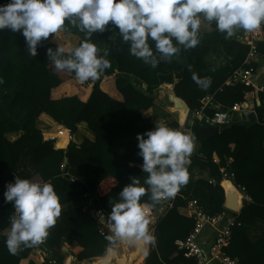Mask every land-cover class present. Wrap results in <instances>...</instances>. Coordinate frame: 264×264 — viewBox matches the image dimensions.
I'll list each match as a JSON object with an SVG mask.
<instances>
[{"label": "trees", "instance_id": "trees-1", "mask_svg": "<svg viewBox=\"0 0 264 264\" xmlns=\"http://www.w3.org/2000/svg\"><path fill=\"white\" fill-rule=\"evenodd\" d=\"M7 2L0 0V4ZM209 24L210 30H200V43L196 47L184 49L181 46L170 62H161L155 68L129 53L128 44L114 26L105 32L94 33L90 39L97 45L99 54L108 52L111 67L99 79L85 82H80L74 72L55 70L46 54V49L49 46L55 48L57 43L62 44L67 54L85 38L83 32L67 21L66 30L56 34L58 39L53 40L50 36L38 46L36 57L27 54L22 33L0 30V77L4 81L0 84V186L14 182L17 175L51 183L59 195L61 206L86 200V203L63 208L57 223L49 229L45 246L58 258L57 264L64 261L63 238L72 242L71 256L82 261L81 264H88L83 260L104 256L108 246L116 244L117 241L110 243L105 239L107 232H99L100 225L90 213L92 206L87 203L93 197L98 207L108 215L110 202L119 198V191L130 182V178L139 176L143 183L148 175L142 172L143 161L137 155L136 137L137 133H144L159 124L153 115H142L158 100V94H153L155 87L163 81L171 82L175 74L179 78L175 93L186 101L190 110L200 109L207 94H212L213 107L217 104L219 108L230 107L245 99L247 88L243 84L226 81L234 69L243 65L248 46L236 35L226 39L225 34L216 29L214 21ZM72 34L78 37L74 46L70 41L75 39ZM219 46L233 52L225 65L205 60L206 55L216 52ZM259 52L261 62H264V40L259 43ZM193 72L201 78L211 77V85L207 89L199 87L192 78ZM57 92L59 95L54 96L53 93ZM260 100H264V93H260ZM250 106L256 110L259 120L253 126H233L216 135L202 132L195 125L189 127L197 143L187 166L189 180L170 198L171 206L164 209L165 213L153 230L155 245L149 244L148 255L141 264H196L175 244L177 239L185 238L194 226L185 197L195 184L203 187L210 195L208 212L216 213L223 209L224 191L219 184H211L208 179L194 181L191 174L195 167L208 168L209 177L217 181L219 170L224 167L233 172L239 184L246 187L251 200L244 203L236 216L241 224L232 227L224 250L227 255L236 258L237 264H264V236L255 241L247 236L248 229L256 221L264 223V124L262 108ZM214 109L207 107L204 111L211 114ZM41 114H46L56 123L54 143L44 141L41 129L35 125ZM82 121L95 138L84 137L76 143L67 137L75 134L77 124ZM162 123L188 133L170 114ZM57 129L62 131L59 137ZM10 131H21L22 134L11 141L5 136ZM45 135L49 137L51 133L46 132ZM61 141H64L62 146L59 145ZM23 152L28 154L34 172L17 169ZM214 155L218 157L217 162L213 159ZM141 200L151 204L148 195ZM163 204L165 200L150 210L155 212ZM180 208L186 213L180 212ZM13 211L12 202H5L2 195L0 235L4 228L11 227ZM6 238L0 240V264H20L21 259L26 258L36 246L23 247L13 255L7 249ZM38 248L42 247L36 246ZM27 264L37 263L30 259ZM39 264L50 263L45 260Z\"/></svg>", "mask_w": 264, "mask_h": 264}, {"label": "clouds", "instance_id": "clouds-1", "mask_svg": "<svg viewBox=\"0 0 264 264\" xmlns=\"http://www.w3.org/2000/svg\"><path fill=\"white\" fill-rule=\"evenodd\" d=\"M65 21L83 32L85 38L79 46L69 49L67 54L61 43H57L55 48L49 46L46 54L55 70L74 72L80 82H85L99 79L111 67L108 52L99 54L97 45L91 41L94 33L105 32L114 26L128 44L129 53L155 68L161 62H170L181 46L184 49L196 47L200 43L202 21H214L216 29L224 33L226 39L234 36L238 29L248 32L258 29L264 23V0H8L0 4V30L22 33L26 52L32 57L37 56L38 46L50 36L53 40L58 39L56 34L66 30ZM261 64L264 62H261L260 54L258 61L246 65L243 60L241 67H252L258 74ZM188 67L191 70L192 66ZM258 75L262 80L264 76ZM192 78L202 89H207L212 83L211 77L201 78L195 72ZM3 82L0 77V84ZM244 86L248 91L249 87ZM191 111L194 113L195 110ZM136 138L137 155L143 161L142 172L148 175L143 183L139 176H132L130 182L119 191V198L110 202L111 211L108 215L104 212L107 217L99 213V221L110 224L106 226L109 231L105 234V239L110 243L126 241L135 245L142 241L155 245L156 236L149 229V209L164 199L174 197L181 186L187 184V166L194 151V140L190 133L165 123L137 133ZM52 139L56 141V138ZM220 170L219 180L214 181L225 191L227 180L237 187L239 183L235 176L234 180H224ZM3 195L5 202H12L15 209L10 216L11 227L5 241L9 253L15 255L23 247L43 243L49 229L61 215L60 198L54 186L16 175L14 182L7 183ZM145 195H148L151 204L142 202L141 198ZM91 199L94 200L93 197ZM249 201H244L243 205ZM95 205L98 206L95 203L90 210H94ZM223 209L236 216L224 205ZM63 248L64 244L62 264L71 255ZM148 251V248L144 249L146 256ZM52 257L57 264L58 258L53 256V252ZM71 262L77 260L72 258ZM104 264H110V260L106 258Z\"/></svg>", "mask_w": 264, "mask_h": 264}, {"label": "built area", "instance_id": "built-area-1", "mask_svg": "<svg viewBox=\"0 0 264 264\" xmlns=\"http://www.w3.org/2000/svg\"><path fill=\"white\" fill-rule=\"evenodd\" d=\"M263 27L264 23H262L258 29L251 32L242 30V35H239L240 39L248 46L244 59V64L246 65H252L260 58L259 43L264 40V33L262 32ZM230 81H239L249 87V90L245 92V100L243 102H235L230 107L219 108L217 106L213 107L212 94H207L202 100V107L194 111V118L192 119L191 125L198 123L203 126L222 128L230 122L241 120L243 113L250 110L256 114L258 121L257 112L250 105L262 108L261 119L264 124V100H260V92L264 93V81L260 79V76L252 67H241L234 70L233 74L226 82ZM207 107L215 109L211 114H207L204 111ZM61 132V129H57V137H59ZM67 138L72 139V135H68ZM65 170L64 168V171ZM220 171L222 173V179L226 180V178H230L234 180V174L232 172L228 173L224 168H221ZM6 185L4 187L0 186V197L4 194ZM237 189L242 192L244 201L250 200L244 185L237 184ZM164 200L168 202L170 198ZM94 204L95 201L90 198L87 205L93 206ZM188 205L193 215L194 226L185 238L175 241L177 249L182 251L186 257L194 259L196 264H208L211 261L217 262L218 264H237L236 258L227 255L223 248L230 240L232 227L240 224V222L237 221L235 216L227 209H223L216 213L205 211L197 199L189 200ZM168 206H171V202L168 203ZM99 213H103V215L107 217L104 211L95 205L94 214L97 223L100 225L99 232L104 234L107 231L106 226L109 225L99 222ZM206 226L215 229L216 234L212 242L205 248L199 243L198 236L201 230ZM71 250V245H65L64 251L70 254ZM35 251L40 260L44 261L46 259L48 263L56 264V260L52 257L51 250L42 247ZM70 258L72 259L73 257L70 255Z\"/></svg>", "mask_w": 264, "mask_h": 264}, {"label": "crops", "instance_id": "crops-1", "mask_svg": "<svg viewBox=\"0 0 264 264\" xmlns=\"http://www.w3.org/2000/svg\"><path fill=\"white\" fill-rule=\"evenodd\" d=\"M208 23H210V22H208ZM200 30H205V29H201L200 28ZM242 30L243 29L237 30L236 33H235V35L236 36L242 35ZM69 35H71V34H69ZM73 37L75 38L74 39V42H73V46H74V45H76V43L78 41V37H76V36H73ZM221 52L226 56V59L223 62H220L219 61V57H218ZM232 56H233V52L225 51V50L222 49L221 46H219L216 52L208 53L206 55V57H205V60L208 61V62H210V63H212V64L213 63H218L220 65H225L232 58ZM260 66L262 68V71H261L260 74L262 76H264V64H261ZM260 66L258 67V69L260 68ZM262 80L264 81V77L262 78ZM157 94H158V100H157V102L152 107H150V108L146 109L145 111H143L142 115L144 117H150V116L153 115L154 117H156L159 120V124L162 123L164 121V119L169 114H170L171 117L176 118V116L167 109V106L169 105V102H168L167 96L165 95L164 91L163 90L158 91ZM216 106H218V105L216 104ZM167 112H168V114H166ZM243 118H244V114L242 115V119ZM192 119L193 118L191 117V115L188 114L184 125L183 126H180L181 128H184L186 131H188V133H190V134H191V131H190L191 129L189 127L191 126ZM35 125L41 129V131L43 133V139H50V138L53 137V134L52 133L56 129V123L49 116H47L46 114H41L35 120ZM46 132H50L51 133V136L47 137L45 135ZM21 134H22L21 131H10V132H7L5 134V136L9 140L13 141V140L18 139L21 136ZM84 137H87V138H89L91 140H94L95 134L91 130H89L88 127H87V125H86V123L82 121L79 124H77V131L75 132V134H73V141H75L76 143H80L84 139ZM192 137H193V135H192ZM193 140H194V138H193ZM59 145L60 146L64 145V141H61L59 143ZM65 147L66 146H64L63 148H65ZM196 148H197V143L194 140V151L192 152V154L195 153ZM213 159L216 162L218 161V157L216 155H214ZM17 169H26V170H29L30 172H34L35 171V168L32 165L31 161L29 160L28 154L26 152H23L21 154V156L19 158V161L17 163ZM191 178L194 181L199 180V179H208V182L209 183L214 184V185L215 184H218L216 181H214L215 178L209 177L208 168L200 169V168H196L195 167L193 169L192 174H191ZM222 189L224 191V201H225V193H226V191H225L224 188H222ZM185 198L187 199V202H189V200H191V199H197L198 202H199V204L201 205V207L204 210H206V211L210 210V207H209V204H210V195H209V193H208V191L206 189H204L203 187H201V186H199L197 184H195L193 186L191 192ZM224 201H223V205H224ZM81 203H86V200L83 201V202L82 201H78V202H74V203H71V204H68V205L61 206V210L63 208H65V207H70V206H73V205H80ZM168 203L169 202H165V204H163L155 212H152L149 209L150 210V214L148 215V219L150 221V224L152 225V226H150V224H149L150 231L153 232L154 227H155L157 221L165 213V210H166L165 207L166 208L169 207L168 206ZM179 211L186 213L182 208H180ZM234 213L237 216L239 212H234ZM187 214H188V212H187ZM236 216H235V218L237 220V217ZM57 221H58V219H57ZM9 230H10V228L9 227H6V228H4L1 231L0 240L3 237H6L7 236ZM107 231H109L108 228H107ZM215 234H216V230L215 229H212V228L206 226V227H204L201 230V232H200V234L198 236V241H199V243L203 247L206 248L212 242V240L214 239ZM247 236H248V238L251 241H255V240L260 239L261 237H263L264 236V223L262 221H256V223L252 227H250L248 229ZM62 244H64V247H65V245H70V244L73 245L72 242L70 240L66 239V238H63L62 239ZM38 246L47 248L45 246V240H44L43 243L39 244ZM110 246H112V245H109L108 248ZM147 248L149 249V244H148V247ZM223 250H224V248H223ZM224 252H225V250H224ZM30 259H33L37 264H39V263L42 262V260H40L38 258L37 254H36V251L32 249L26 258L21 259L20 264H27ZM143 260H144V258H143ZM143 260H142L141 263H143ZM69 261H72V259L70 258V256H69V258L68 257L66 258L65 263L68 264ZM81 262L82 261H78L77 260V263H81ZM208 264H218V263L217 262H214V261H211Z\"/></svg>", "mask_w": 264, "mask_h": 264}, {"label": "water", "instance_id": "water-1", "mask_svg": "<svg viewBox=\"0 0 264 264\" xmlns=\"http://www.w3.org/2000/svg\"><path fill=\"white\" fill-rule=\"evenodd\" d=\"M178 81H179V78H177L175 76V74H173L172 81L171 82H167V81L161 82L157 87H155L153 89V94L156 95L158 93V91H161V90L164 91L165 95L167 96L168 102H169L167 109L176 116V118H177L176 120H177L179 126H183L185 121H186L188 114L191 112V117H194V113H193V111L190 110L186 101L183 98L176 95L174 88H175V85ZM243 114H244L243 119L230 122L228 125L223 127L221 130L218 127H210V126L203 127L199 124H195V127L202 132H206L210 135H216L220 131H222L223 129L231 128L233 126L250 127V126H253L257 123V117L253 111H245ZM44 141L51 142V143L54 142L52 138L44 140ZM65 161H67V158H65ZM130 164H132V163H130ZM226 185H227V187H226V193H225L224 207L228 208L231 211L239 212L241 210V208L243 206V202H244L243 194H242V192H240L237 189L234 182L227 180ZM90 213L93 216V218H96L93 209L90 210ZM103 223L110 226V224L107 222H103ZM118 245L116 243V244L110 246L108 249L114 248V247H116V249H117ZM146 245H147L146 246V248H147L148 244H146ZM130 247L131 246L128 247L127 245L124 246V248H130ZM118 250H123V249H118ZM103 257L99 256V257H94L93 259L103 258ZM93 261H91V262H93Z\"/></svg>", "mask_w": 264, "mask_h": 264}, {"label": "bare ground", "instance_id": "bare-ground-1", "mask_svg": "<svg viewBox=\"0 0 264 264\" xmlns=\"http://www.w3.org/2000/svg\"><path fill=\"white\" fill-rule=\"evenodd\" d=\"M146 246L141 241L124 250H118L116 247L110 248L111 251L108 249L104 257L102 256L103 258H96L90 264H104L106 258L110 260V264H140L145 256L144 249Z\"/></svg>", "mask_w": 264, "mask_h": 264}, {"label": "rangeland", "instance_id": "rangeland-1", "mask_svg": "<svg viewBox=\"0 0 264 264\" xmlns=\"http://www.w3.org/2000/svg\"><path fill=\"white\" fill-rule=\"evenodd\" d=\"M201 29H205V30H209V29H211V25L207 22V21H202V24H201V27H200ZM73 35V34H72ZM75 36V35H74ZM70 41H71V43H73V41H74V39L73 38H71L70 39ZM219 61L220 62H223L225 59H226V56L221 52L220 54H219ZM261 71H262V68L260 67L259 69H258V74H260L261 73ZM261 75V74H260ZM74 89V87H72V90ZM71 90V91H72ZM59 92H57V93H53V95L54 96H56V95H59L58 94ZM52 134H56V129L54 130V132L52 133ZM150 224V223H149ZM150 226H152L151 224H150ZM117 243V249H125L124 248V246L125 245H127L128 247L129 246H132L131 244H129L128 242H126V241H117L116 242ZM36 246H38V245H36ZM35 246V247H36ZM93 259V258H92ZM88 259V260H84V262H87V263H91V261H93V260H95V259ZM64 264H66V263H64ZM68 264H81V263H77V262H71V261H69V263Z\"/></svg>", "mask_w": 264, "mask_h": 264}]
</instances>
